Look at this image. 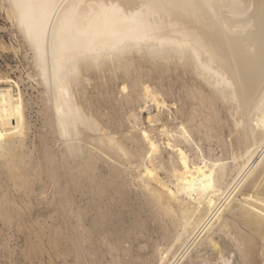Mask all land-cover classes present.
Returning a JSON list of instances; mask_svg holds the SVG:
<instances>
[{"label":"bare ground","instance_id":"6f19581e","mask_svg":"<svg viewBox=\"0 0 264 264\" xmlns=\"http://www.w3.org/2000/svg\"><path fill=\"white\" fill-rule=\"evenodd\" d=\"M6 2V17L30 51L43 88L57 144L53 151L45 149L44 159L58 194L82 179L86 193L114 188L110 180L98 190L99 163L127 169L139 149L145 150L132 170L167 242L155 247L158 262L264 264V0H83L78 9L66 5L56 11L41 7L43 0ZM139 60L154 69L164 64L162 72L180 79L182 95L166 100L172 95L170 75L162 78L169 81L162 90L131 77L129 68ZM119 69L131 80L119 85L121 92L130 91L124 102L137 103L125 113L135 135L113 125V109L102 114L109 103L102 107L93 93L86 95L91 75ZM8 86H0V169L18 182L28 175L16 150L26 118L20 91ZM213 138L217 154L209 145ZM111 170L115 177L120 168Z\"/></svg>","mask_w":264,"mask_h":264},{"label":"rangeland","instance_id":"374dc122","mask_svg":"<svg viewBox=\"0 0 264 264\" xmlns=\"http://www.w3.org/2000/svg\"><path fill=\"white\" fill-rule=\"evenodd\" d=\"M1 1L0 77L5 76L8 80L5 82L4 77H1L0 86L4 87L9 85L8 87L14 93L20 91L22 95L24 118H26V133L24 139H22L23 142H20L21 144L18 143L19 145L16 144V150H19V155H23L24 157L23 161L25 160L26 162L28 175L22 176L21 181L18 179L17 182L14 177L8 175L6 169H0V199L5 202L0 200L2 202H0V264H169L166 261L160 263L157 260L159 250L157 251L156 248H163L167 242L162 239V231L158 228L152 213L148 211L144 195L139 187V181L137 179L135 180L134 177L137 175V171H134L136 169L134 165L136 166V163L138 164L142 161L145 150L142 151V149H139L140 153L138 154L140 155L137 154L135 158L132 157V160L130 159V164L127 169H124L117 163L109 164L110 161H107L108 164L100 162L96 173L103 184L100 182L98 190L107 186L110 180H113L114 188L109 189L107 186L108 189L106 191H99L97 194H94L91 190L87 193L86 190L85 192L83 191L84 186H87V182L84 179L75 184L76 186L68 185V190L65 189L64 194H58L57 186L54 187L51 181H49L48 163H46L47 161L44 159V155L48 152L46 151L47 149H50V151L56 149L57 144L55 145L51 140L49 125L47 124V109L43 88L35 80V69L31 63V57H29L31 56L30 51L24 44L11 20L6 17L7 2L6 0ZM4 3L6 7H4ZM139 62L134 67L129 68L131 77L135 75L138 81L147 82L159 90H162L163 83L167 84L171 80L172 95L166 96L168 102L174 101L175 98L182 95L183 89L179 85L180 79L173 81L175 79L173 72H162L164 64L157 63L158 66L154 69L148 62L143 60H139ZM169 67H173L172 63H170ZM168 75H170L168 78L169 81L168 79L163 81L162 78ZM91 76L95 80L93 79L90 85L87 86L86 95L93 93L96 99L106 103L103 105L100 102L102 107L108 106L107 103H109V108L107 107L105 110H101L102 114L107 115L114 110L116 116L112 122L113 125L119 126V131H131L135 135V131L130 128L129 122L126 121V116L128 115L127 111L136 108L137 103L126 104L123 100L126 92L129 93L130 91L128 88L126 92H121V86L119 87V85H122L124 82L129 85L131 82L125 76L123 69L117 70L114 74L104 71L99 75L96 73ZM92 85H97L99 88L96 90L92 89ZM111 104L113 107H111ZM151 110L153 113L154 111L156 112V107L151 105ZM171 110L175 111V108ZM142 116L143 118L147 116V112L143 113ZM211 142L209 145L216 149L214 153L217 154L219 149L214 144L216 143V139L213 138ZM60 148L61 146H59ZM20 156L16 157V161H19V164L23 165L24 162L21 163L22 159ZM0 159L3 162L4 158L0 157ZM115 168H117L119 173L115 177H112L113 170L111 169ZM133 168L134 170H132ZM42 169L43 171L45 170V173H42ZM160 175L165 177L163 171H160ZM130 181L133 183L132 187ZM53 189L54 191L52 192ZM69 193L71 197L68 196ZM66 194L69 198L66 197ZM2 196L5 197V200ZM70 198L74 203L70 201ZM51 201L52 203L54 202V206ZM66 201H68V205L65 203L66 206L64 209L61 203L63 204ZM80 210L82 213L79 212ZM64 211L65 214L63 213ZM78 219H81L79 220L80 222ZM81 221L83 222L81 223ZM82 236H84V239ZM76 249L78 250L76 251ZM150 252H152L151 255ZM169 257H171L170 254ZM125 259H129L127 263ZM172 260L173 258L170 259L171 262Z\"/></svg>","mask_w":264,"mask_h":264},{"label":"snow or ice","instance_id":"6c2138e0","mask_svg":"<svg viewBox=\"0 0 264 264\" xmlns=\"http://www.w3.org/2000/svg\"><path fill=\"white\" fill-rule=\"evenodd\" d=\"M82 3H83V0H74V2L71 4H67V0H64V2H61V0H43L41 7L50 9L52 11H56L57 9L65 8L67 5V7H70L73 10H75V9L80 8ZM88 6L91 7L93 5H88Z\"/></svg>","mask_w":264,"mask_h":264}]
</instances>
